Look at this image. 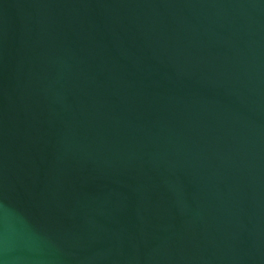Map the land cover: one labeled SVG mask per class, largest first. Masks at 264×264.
<instances>
[{
	"label": "water",
	"instance_id": "obj_1",
	"mask_svg": "<svg viewBox=\"0 0 264 264\" xmlns=\"http://www.w3.org/2000/svg\"><path fill=\"white\" fill-rule=\"evenodd\" d=\"M0 264H264V0H0Z\"/></svg>",
	"mask_w": 264,
	"mask_h": 264
}]
</instances>
